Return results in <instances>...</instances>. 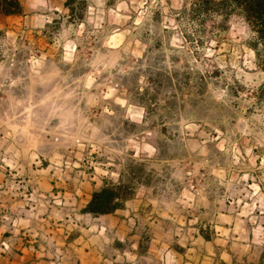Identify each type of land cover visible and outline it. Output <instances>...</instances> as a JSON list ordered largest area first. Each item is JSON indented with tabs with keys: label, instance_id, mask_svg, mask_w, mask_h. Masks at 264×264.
Listing matches in <instances>:
<instances>
[{
	"label": "rangeland",
	"instance_id": "rangeland-1",
	"mask_svg": "<svg viewBox=\"0 0 264 264\" xmlns=\"http://www.w3.org/2000/svg\"><path fill=\"white\" fill-rule=\"evenodd\" d=\"M22 2L0 16V215L22 185L147 186L207 222L209 237L217 218L235 258L264 260V71L241 11L219 0Z\"/></svg>",
	"mask_w": 264,
	"mask_h": 264
},
{
	"label": "crops",
	"instance_id": "crops-1",
	"mask_svg": "<svg viewBox=\"0 0 264 264\" xmlns=\"http://www.w3.org/2000/svg\"><path fill=\"white\" fill-rule=\"evenodd\" d=\"M72 180L73 191L63 194L42 192L46 175L36 179L39 192L24 185L11 192L0 215V264H264L226 251L217 218L209 237L207 222L177 211L150 187L137 188L111 213L93 215L85 208L100 182Z\"/></svg>",
	"mask_w": 264,
	"mask_h": 264
},
{
	"label": "trees",
	"instance_id": "trees-1",
	"mask_svg": "<svg viewBox=\"0 0 264 264\" xmlns=\"http://www.w3.org/2000/svg\"><path fill=\"white\" fill-rule=\"evenodd\" d=\"M66 0L65 5L72 11V2ZM219 2L230 3L241 11L249 26L254 32L252 47L256 53L257 64L264 71V0H219ZM23 10L22 0H0V16L21 14ZM127 187L121 182H105L99 189L95 190L92 198L85 208L86 212L93 215L111 213L121 207L126 199L133 193L126 191Z\"/></svg>",
	"mask_w": 264,
	"mask_h": 264
}]
</instances>
